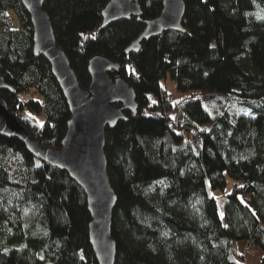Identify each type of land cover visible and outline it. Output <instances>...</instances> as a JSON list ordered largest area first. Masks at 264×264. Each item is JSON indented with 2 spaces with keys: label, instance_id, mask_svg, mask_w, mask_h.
Listing matches in <instances>:
<instances>
[{
  "label": "trees",
  "instance_id": "1",
  "mask_svg": "<svg viewBox=\"0 0 264 264\" xmlns=\"http://www.w3.org/2000/svg\"><path fill=\"white\" fill-rule=\"evenodd\" d=\"M109 1L44 8L82 88L89 62L104 56L118 67L110 78L135 90L137 114L106 129L116 264H243L242 242L264 253V0H185L186 33L164 32L136 54L125 51L165 0H138L140 20L99 31ZM33 33L22 0H0V74L14 87L0 94L30 135L60 149L72 114ZM169 77L177 98L161 85ZM228 178L220 212L210 189L224 191ZM91 219L67 172L0 136V264H99Z\"/></svg>",
  "mask_w": 264,
  "mask_h": 264
},
{
  "label": "water",
  "instance_id": "2",
  "mask_svg": "<svg viewBox=\"0 0 264 264\" xmlns=\"http://www.w3.org/2000/svg\"><path fill=\"white\" fill-rule=\"evenodd\" d=\"M46 1L22 0V3L34 29V55L42 56L51 66L72 114L62 148H47L30 135L1 94L0 136L22 142L31 156L67 172L84 190L92 218L89 238L97 263L116 264L112 225L118 197L108 176L106 129L127 121L125 112L137 114L135 90L121 77L115 81L110 78L109 73L118 67L104 56H94L89 62L92 81L88 89L82 88L66 53L57 44L51 17L44 8ZM108 3L101 13L103 19L99 31L119 21L134 17L140 20L142 12L138 0H110ZM185 13V0H165L161 15L145 21L142 35L125 52L136 54L143 41L157 38L167 31L186 33L182 26ZM8 90L13 91L14 87L0 74V91Z\"/></svg>",
  "mask_w": 264,
  "mask_h": 264
},
{
  "label": "rangeland",
  "instance_id": "3",
  "mask_svg": "<svg viewBox=\"0 0 264 264\" xmlns=\"http://www.w3.org/2000/svg\"><path fill=\"white\" fill-rule=\"evenodd\" d=\"M9 14H10L11 18L13 19V24H14L13 28L18 27L19 19L16 17V15L13 14V12L10 11ZM161 85H162V87L164 89H167L169 92H171L173 94L172 95L173 98H177L176 86H175L174 82L171 80L170 77L167 80L162 81ZM232 111H233V116H235V118H236L237 114H240L242 112L241 109H238L237 107L232 108ZM44 121H45V118H44V116L41 115L40 117L37 118L36 124L39 125V126H42ZM227 181H228V185H227V188L224 191H220V190L213 191L212 189H210L211 195L217 200V203L219 204L220 212H223L224 198L227 195H229L230 190L232 188V184H233V181L230 178H228ZM250 247L251 246L248 245V247H246V249L244 250V254L246 256L251 255L255 251V249L254 250H250L249 249ZM242 263L244 264V262H242Z\"/></svg>",
  "mask_w": 264,
  "mask_h": 264
},
{
  "label": "crops",
  "instance_id": "4",
  "mask_svg": "<svg viewBox=\"0 0 264 264\" xmlns=\"http://www.w3.org/2000/svg\"><path fill=\"white\" fill-rule=\"evenodd\" d=\"M246 247H248L246 242L235 243L236 253L237 256H239L240 260L244 262V264H261L264 253L256 249L251 255L246 256L244 254V250L246 249Z\"/></svg>",
  "mask_w": 264,
  "mask_h": 264
},
{
  "label": "built area",
  "instance_id": "5",
  "mask_svg": "<svg viewBox=\"0 0 264 264\" xmlns=\"http://www.w3.org/2000/svg\"><path fill=\"white\" fill-rule=\"evenodd\" d=\"M249 246H251V247L249 248L250 250H254V245L251 244V245H249Z\"/></svg>",
  "mask_w": 264,
  "mask_h": 264
},
{
  "label": "snow or ice",
  "instance_id": "6",
  "mask_svg": "<svg viewBox=\"0 0 264 264\" xmlns=\"http://www.w3.org/2000/svg\"><path fill=\"white\" fill-rule=\"evenodd\" d=\"M241 187H243L242 185H241ZM221 217H223V213H221ZM225 227H227V225H224Z\"/></svg>",
  "mask_w": 264,
  "mask_h": 264
}]
</instances>
